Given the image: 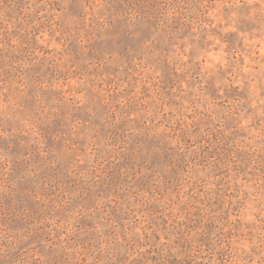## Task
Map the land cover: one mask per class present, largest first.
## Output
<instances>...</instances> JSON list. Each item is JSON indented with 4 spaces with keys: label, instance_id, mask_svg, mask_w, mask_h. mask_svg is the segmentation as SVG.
<instances>
[{
    "label": "rangeland",
    "instance_id": "1",
    "mask_svg": "<svg viewBox=\"0 0 264 264\" xmlns=\"http://www.w3.org/2000/svg\"><path fill=\"white\" fill-rule=\"evenodd\" d=\"M0 264H264V0H0Z\"/></svg>",
    "mask_w": 264,
    "mask_h": 264
}]
</instances>
